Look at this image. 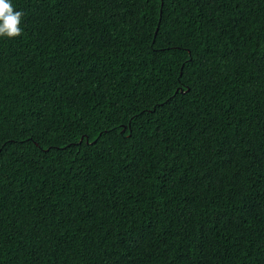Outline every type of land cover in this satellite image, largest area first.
<instances>
[{"label":"trees","instance_id":"16d2710c","mask_svg":"<svg viewBox=\"0 0 264 264\" xmlns=\"http://www.w3.org/2000/svg\"><path fill=\"white\" fill-rule=\"evenodd\" d=\"M0 264H264V0H10Z\"/></svg>","mask_w":264,"mask_h":264},{"label":"clouds","instance_id":"9594fccd","mask_svg":"<svg viewBox=\"0 0 264 264\" xmlns=\"http://www.w3.org/2000/svg\"><path fill=\"white\" fill-rule=\"evenodd\" d=\"M22 12L15 11L10 0H0V37L15 38L21 35Z\"/></svg>","mask_w":264,"mask_h":264}]
</instances>
